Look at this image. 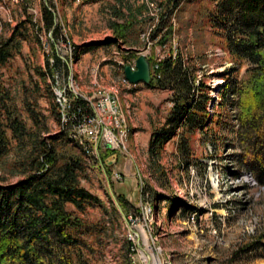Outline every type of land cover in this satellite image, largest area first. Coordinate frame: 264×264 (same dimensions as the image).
I'll return each mask as SVG.
<instances>
[{
	"label": "rangeland",
	"instance_id": "rangeland-1",
	"mask_svg": "<svg viewBox=\"0 0 264 264\" xmlns=\"http://www.w3.org/2000/svg\"><path fill=\"white\" fill-rule=\"evenodd\" d=\"M44 2L56 7V21L62 26L63 36L55 44L66 61L74 45L90 47L79 60L68 61L69 90L87 97H93L99 89L113 90L129 128L126 149L108 154L98 150L96 157L87 161L86 177L81 179L82 185L101 201L100 206L90 207L84 214L104 230L90 257L91 264H127L124 256L128 241L134 244L130 251L135 259L144 251L154 256V264L264 261L258 258L264 252L262 247L245 251L264 233V184L239 166L236 154L240 149L233 132L224 131L217 145L200 133L189 135L188 164L177 148V137L165 144L158 160L151 161L147 151L149 132L163 122L171 107L170 91L149 89L143 83L130 87L120 84L121 64L125 63L122 56L131 45L138 50L135 54L144 53L153 59L181 52L196 66L197 79L208 86L210 109L216 105L223 75L237 66V61L223 49L222 38L206 21V13L214 4L207 0H181L177 6L174 0H0V37L10 36L12 28L27 14L38 22ZM128 6L134 11L141 8V14L129 28V41L114 43L109 40L115 36L110 22L124 21L115 12L121 9L128 13ZM163 13L168 21L161 31L163 41H157L161 34L157 40L149 36L146 40ZM143 33L145 37H141ZM49 37L52 34L42 32L40 45L24 41L22 55H16L0 72L19 104L23 86L38 95L50 132L55 133L59 122L52 105L54 98L36 71L44 69L46 56L51 55ZM245 69L243 64L240 76H244ZM59 78L60 86H65L64 76ZM34 81L40 84L37 91ZM226 112L231 119L235 109L230 106ZM113 153L116 159L108 165ZM13 158H0V183H13L22 177ZM119 194L124 195L126 204L119 201ZM140 208H152V212L147 214ZM130 215L133 222H127Z\"/></svg>",
	"mask_w": 264,
	"mask_h": 264
},
{
	"label": "trees",
	"instance_id": "trees-1",
	"mask_svg": "<svg viewBox=\"0 0 264 264\" xmlns=\"http://www.w3.org/2000/svg\"><path fill=\"white\" fill-rule=\"evenodd\" d=\"M179 1L174 0V6ZM207 1L214 6L206 13V21L222 38L223 49L235 58L237 66L223 75L220 100L210 109L209 88L203 79H197V68L190 58L181 52H169L161 58L146 87L170 91L171 107L163 122L150 132L148 156L151 161L158 160L165 144L177 137V148L188 164L189 135L200 133L217 145L224 131H232L239 144L240 153L236 154L239 166L264 184V0ZM141 8L134 11L128 6V13L121 9L115 12L124 21L110 22L115 32L110 41H129V28L137 22ZM40 12L38 22L27 14L12 28L10 36L0 37V68L6 67L16 55H22L24 41L40 45L42 32L52 34L48 38L51 55L46 56L44 69L36 71L54 98V77L62 75L66 81L68 61L79 60L80 54L90 47L74 45L71 58L66 61L55 44L63 36L62 26L56 21L55 5L44 2ZM165 15L161 14L152 27L149 33L152 40L161 34L157 41H163L161 31L168 22ZM131 47L122 56L124 62L137 57L136 46ZM148 57L153 68L155 61ZM243 64L246 69L244 76H240ZM34 84L39 90L40 84L36 81ZM33 92L23 86L19 104L0 72V158L13 155V163L22 175L16 182L0 183V264H91L90 257L104 230L84 214L88 208L100 206L101 201L81 183L86 177L87 161L92 157H86L83 146L69 134L73 123L91 116L93 110L83 97L69 91V95L75 96L71 109L75 117L63 125L54 98L52 105L56 108L59 130L51 133L48 117ZM230 106L235 109L231 119L226 112ZM103 150L106 154L111 151ZM118 199L127 202L123 194ZM263 239L264 233L248 244L245 251L259 247L264 250ZM133 245L128 241L124 256L127 264H133L129 257ZM259 257L264 258V252Z\"/></svg>",
	"mask_w": 264,
	"mask_h": 264
},
{
	"label": "built area",
	"instance_id": "built-area-1",
	"mask_svg": "<svg viewBox=\"0 0 264 264\" xmlns=\"http://www.w3.org/2000/svg\"><path fill=\"white\" fill-rule=\"evenodd\" d=\"M75 1L80 2V0ZM149 33H147L146 37L145 33H143L141 37H145L146 40H148ZM161 58H163V56H157V58L154 59L155 64L153 68L150 65L151 75L153 74V69L159 68L158 65ZM125 64H130L134 67L135 58L122 63V71L123 65ZM120 78L121 85H126L127 87L136 86L128 82L124 73H122ZM54 79L53 93L57 104V110L61 116V123L63 125L68 123L70 118L75 117V112L71 111L75 96L83 97L93 110V114L91 116H88L82 121L73 123V128L70 129L69 134L71 138L83 146L84 155L86 157H96L95 154H97L99 148L113 151L126 149V139L129 128L125 125L118 96L113 90L99 89L93 97H87L81 94L72 93V91L67 87V84L65 85L66 87H61L57 76H55ZM69 91L75 96L69 95ZM140 209L142 212L147 214H151L152 212V208ZM193 219L194 217L191 216V221ZM129 221H134L132 215L129 216L127 222ZM130 257L131 259L133 258V264H154V256H151L144 251L139 252L138 259H135L132 256V253L130 254ZM157 257L159 258V256ZM161 264H163V262H161ZM166 264L171 263L166 262Z\"/></svg>",
	"mask_w": 264,
	"mask_h": 264
},
{
	"label": "water",
	"instance_id": "water-1",
	"mask_svg": "<svg viewBox=\"0 0 264 264\" xmlns=\"http://www.w3.org/2000/svg\"><path fill=\"white\" fill-rule=\"evenodd\" d=\"M123 73L130 84L136 85L143 83L145 85H149L152 79L150 59L144 53H139L135 58L134 67L130 64L123 65ZM115 159L116 154L113 153L109 156L107 164L109 165L113 163Z\"/></svg>",
	"mask_w": 264,
	"mask_h": 264
},
{
	"label": "bare ground",
	"instance_id": "bare-ground-1",
	"mask_svg": "<svg viewBox=\"0 0 264 264\" xmlns=\"http://www.w3.org/2000/svg\"><path fill=\"white\" fill-rule=\"evenodd\" d=\"M256 264H264V261L257 262Z\"/></svg>",
	"mask_w": 264,
	"mask_h": 264
},
{
	"label": "crops",
	"instance_id": "crops-1",
	"mask_svg": "<svg viewBox=\"0 0 264 264\" xmlns=\"http://www.w3.org/2000/svg\"><path fill=\"white\" fill-rule=\"evenodd\" d=\"M149 137H150V132H149L148 140H149Z\"/></svg>",
	"mask_w": 264,
	"mask_h": 264
}]
</instances>
